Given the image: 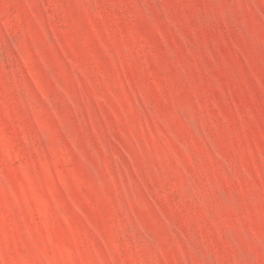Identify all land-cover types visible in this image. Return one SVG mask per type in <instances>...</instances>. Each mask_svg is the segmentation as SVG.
Wrapping results in <instances>:
<instances>
[{"label": "rangeland", "instance_id": "obj_1", "mask_svg": "<svg viewBox=\"0 0 264 264\" xmlns=\"http://www.w3.org/2000/svg\"><path fill=\"white\" fill-rule=\"evenodd\" d=\"M0 264H264V0H0Z\"/></svg>", "mask_w": 264, "mask_h": 264}]
</instances>
